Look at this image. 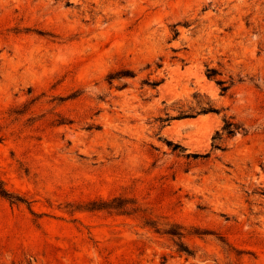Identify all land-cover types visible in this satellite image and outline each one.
Returning <instances> with one entry per match:
<instances>
[{
  "label": "rangeland",
  "instance_id": "1",
  "mask_svg": "<svg viewBox=\"0 0 264 264\" xmlns=\"http://www.w3.org/2000/svg\"><path fill=\"white\" fill-rule=\"evenodd\" d=\"M0 180V264H264V0H0Z\"/></svg>",
  "mask_w": 264,
  "mask_h": 264
},
{
  "label": "trees",
  "instance_id": "2",
  "mask_svg": "<svg viewBox=\"0 0 264 264\" xmlns=\"http://www.w3.org/2000/svg\"><path fill=\"white\" fill-rule=\"evenodd\" d=\"M218 75L217 71L214 69H208L207 76L209 79H215L218 85L222 87V92H226L228 90V86L226 85V81L221 80V79H216V76ZM200 95L198 94L196 97H199ZM201 110V113H219L220 110L212 105H209L208 107L202 106L203 103L201 101L198 102ZM192 116H194L192 114ZM184 117H190L189 115H184L181 118ZM245 131V128L238 122L234 121L232 118H225V124L222 127V130L217 131L216 135L214 136V144L213 148L215 149H222V146L220 142H222L225 138H232L234 137L237 133ZM0 194L6 198H14L11 193H9L2 185V182L0 180ZM17 200H21V198H17ZM171 235L174 236H183L182 233L179 232H168Z\"/></svg>",
  "mask_w": 264,
  "mask_h": 264
},
{
  "label": "bare ground",
  "instance_id": "3",
  "mask_svg": "<svg viewBox=\"0 0 264 264\" xmlns=\"http://www.w3.org/2000/svg\"><path fill=\"white\" fill-rule=\"evenodd\" d=\"M200 120H203V118L200 119H193V120H183V121H179L177 124L180 126H184V125H188V124H196L198 123ZM201 122V121H200Z\"/></svg>",
  "mask_w": 264,
  "mask_h": 264
}]
</instances>
